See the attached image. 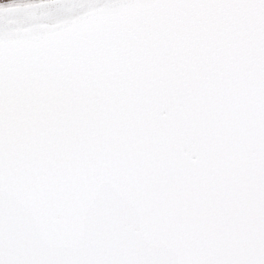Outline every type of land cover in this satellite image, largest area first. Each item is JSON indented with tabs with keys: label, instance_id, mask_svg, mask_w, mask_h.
<instances>
[{
	"label": "snow or ice",
	"instance_id": "1",
	"mask_svg": "<svg viewBox=\"0 0 264 264\" xmlns=\"http://www.w3.org/2000/svg\"><path fill=\"white\" fill-rule=\"evenodd\" d=\"M0 264H264V0H0Z\"/></svg>",
	"mask_w": 264,
	"mask_h": 264
}]
</instances>
